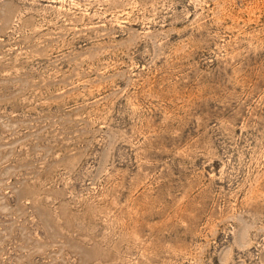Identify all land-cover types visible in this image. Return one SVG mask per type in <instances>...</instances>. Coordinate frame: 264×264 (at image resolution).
<instances>
[{
	"label": "rangeland",
	"instance_id": "obj_1",
	"mask_svg": "<svg viewBox=\"0 0 264 264\" xmlns=\"http://www.w3.org/2000/svg\"><path fill=\"white\" fill-rule=\"evenodd\" d=\"M0 264H264V0H0Z\"/></svg>",
	"mask_w": 264,
	"mask_h": 264
}]
</instances>
